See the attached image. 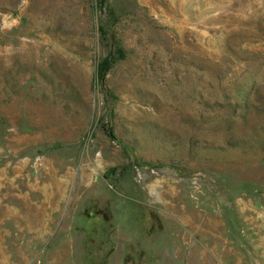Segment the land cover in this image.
<instances>
[{
	"label": "rangeland",
	"instance_id": "obj_1",
	"mask_svg": "<svg viewBox=\"0 0 264 264\" xmlns=\"http://www.w3.org/2000/svg\"><path fill=\"white\" fill-rule=\"evenodd\" d=\"M0 264H264V0H0Z\"/></svg>",
	"mask_w": 264,
	"mask_h": 264
},
{
	"label": "trees",
	"instance_id": "obj_2",
	"mask_svg": "<svg viewBox=\"0 0 264 264\" xmlns=\"http://www.w3.org/2000/svg\"><path fill=\"white\" fill-rule=\"evenodd\" d=\"M101 31L102 33L106 34L109 33V30L102 24L101 25ZM114 44H116L118 47L115 51V55L113 54L108 55L99 65V76L101 78H104L107 72L110 70V68L117 62L118 60H123L126 56V52L123 47L119 46L118 41L116 42L115 37L111 34Z\"/></svg>",
	"mask_w": 264,
	"mask_h": 264
}]
</instances>
